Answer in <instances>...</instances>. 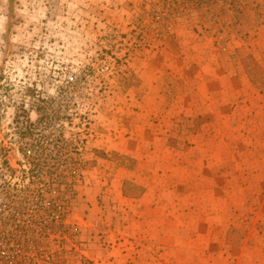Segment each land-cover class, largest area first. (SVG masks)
Wrapping results in <instances>:
<instances>
[{
	"label": "rangeland",
	"instance_id": "1",
	"mask_svg": "<svg viewBox=\"0 0 264 264\" xmlns=\"http://www.w3.org/2000/svg\"><path fill=\"white\" fill-rule=\"evenodd\" d=\"M123 177L183 205L117 264H264V0H0V192L28 183L27 217L41 195L33 261L101 264Z\"/></svg>",
	"mask_w": 264,
	"mask_h": 264
},
{
	"label": "crops",
	"instance_id": "2",
	"mask_svg": "<svg viewBox=\"0 0 264 264\" xmlns=\"http://www.w3.org/2000/svg\"><path fill=\"white\" fill-rule=\"evenodd\" d=\"M131 156L134 157L135 155ZM142 157L143 156H140L139 158L142 159ZM147 160H149V156ZM124 172L126 171L123 170V173ZM115 185L117 195L115 197H106V203L105 205H102V208H104L103 212H107L108 210L112 214L110 219H112L113 222L108 224L106 230L109 231L110 235H114V239H116V246H112L113 248L110 250L105 248L104 250L99 251L100 253L97 257L98 260L96 259V261L101 264H117L123 262L126 263V261H128L126 258L127 254H120V250L117 248V236L120 234L127 236L131 235L129 231L131 230L130 228L137 229L140 235L139 230L145 225L143 222L145 217L148 215L154 216L156 220H161L157 226H153V224L150 225L152 226V231L148 234L152 236L154 233L155 235H158V232H161L163 236L165 234L168 235L169 215L171 217L173 216L179 218L178 216H180V214L178 211L181 208L180 206L183 205V201L181 200L183 198L174 199L178 200L177 202H174V200L171 201V197L165 194V187L162 185L161 181L149 180L143 183L139 180H132L127 177H123L121 180H117ZM127 187L138 188L139 194L130 196L125 195L124 192ZM90 205L92 206L91 202ZM156 227L160 228L157 229ZM175 230L183 231V228L176 227ZM141 236H144V234H141ZM123 250L124 249H121V252H123ZM88 253L92 256L93 251L89 250Z\"/></svg>",
	"mask_w": 264,
	"mask_h": 264
},
{
	"label": "built area",
	"instance_id": "3",
	"mask_svg": "<svg viewBox=\"0 0 264 264\" xmlns=\"http://www.w3.org/2000/svg\"><path fill=\"white\" fill-rule=\"evenodd\" d=\"M28 171H31V167H29ZM22 172L25 173V171H22ZM14 185L15 184L5 181L4 179H3V183L1 184L2 191L0 193H2V195H4V198L8 200V203L10 204L9 208H11V210L15 214H13L14 219L11 216V217H8L9 221L6 220L3 222H0V224H3V227L0 230V238L1 240L4 239L1 236H4V235L8 236L7 234L9 233L12 235V231L11 230L8 231L6 229L7 227H11L15 231V235H19V236H16L15 238V235H14L13 238L11 239L12 242L4 243V246H6L7 250L3 249V252L6 251L5 253H7L8 258L11 263H0V264H42V263H35V260L33 261V257L31 256V255L37 254L36 248L39 247L40 245L38 241H36V239H33V237L31 236H28L31 238H27V241H25V239H22V237L20 236L23 234H28L30 230H32L34 233L37 228H41L37 225V223H39L38 222V219H39L38 212L40 211L41 206H42L41 205V195H38V196L34 195L35 197L31 196V197H34L39 203H38V206H35L36 211L34 212L36 213L33 215H29L27 217V215L25 214V210L27 209V206L30 204V201L28 200L27 202L26 201L27 197L25 196L21 197V195H19L18 197V194L28 193L30 195V194H33V192L32 190L25 188V186L29 188V184L25 183V181L23 180H21V183H19L18 185L16 186ZM31 185H33V183H31ZM17 203L21 205H18ZM41 215L42 214L40 213V217ZM50 222H53V225H50L46 229H41V230H44V233H46L45 230H49L51 227L55 231L53 234H57L58 225L62 226L64 223L63 213L61 214V211H60L56 217L53 216L51 218ZM59 236L62 239H64L65 232H59L58 237ZM22 261H24V263H21ZM26 261H28L29 263H26ZM43 264H54V263H43Z\"/></svg>",
	"mask_w": 264,
	"mask_h": 264
},
{
	"label": "trees",
	"instance_id": "4",
	"mask_svg": "<svg viewBox=\"0 0 264 264\" xmlns=\"http://www.w3.org/2000/svg\"><path fill=\"white\" fill-rule=\"evenodd\" d=\"M74 176H76V174L73 175V178H74ZM72 182L74 183V180H73V179H72ZM124 194L127 195V196H128V195H129V196L131 195V194H126V192H124Z\"/></svg>",
	"mask_w": 264,
	"mask_h": 264
}]
</instances>
